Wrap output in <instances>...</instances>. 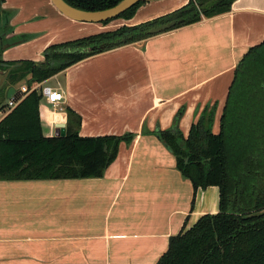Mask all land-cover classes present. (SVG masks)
I'll list each match as a JSON object with an SVG mask.
<instances>
[{"label":"crops","instance_id":"1","mask_svg":"<svg viewBox=\"0 0 264 264\" xmlns=\"http://www.w3.org/2000/svg\"><path fill=\"white\" fill-rule=\"evenodd\" d=\"M3 8L15 13L9 39L32 36L4 48L7 62H43L48 47L100 33L51 0H5ZM263 41L264 0H236L226 14L95 55L45 81L56 80L66 97L57 108L42 102L45 136L67 129L71 108L82 137H134L102 178L0 181V264H157L171 237L219 213V188L195 193L157 132L179 129L187 138L214 108L218 134L235 70Z\"/></svg>","mask_w":264,"mask_h":264},{"label":"trees","instance_id":"2","mask_svg":"<svg viewBox=\"0 0 264 264\" xmlns=\"http://www.w3.org/2000/svg\"><path fill=\"white\" fill-rule=\"evenodd\" d=\"M64 1L96 12L123 0ZM235 1L190 0L171 14L139 25L52 45L45 50L43 62H7L5 46L28 41V37L17 42L8 38L14 33L15 13L5 10V0H0V69L7 78L0 99H6L18 83L30 88L85 59L122 47L98 49L102 45L122 39L129 40L126 45L143 41L150 38L146 34L150 28L173 20L183 21L180 28L223 15ZM144 4H136L116 19H132ZM42 102V96L32 92L0 122V181L102 178L116 160L121 143L133 140L132 134L80 136L81 117L71 108L66 109V136L47 137L40 115ZM214 119L215 109L206 108L187 138L179 129L157 132L195 193L212 186L220 190L219 213L204 215L171 237L157 264H264V41L250 48L235 70L218 134L213 132Z\"/></svg>","mask_w":264,"mask_h":264},{"label":"water","instance_id":"3","mask_svg":"<svg viewBox=\"0 0 264 264\" xmlns=\"http://www.w3.org/2000/svg\"><path fill=\"white\" fill-rule=\"evenodd\" d=\"M54 6L67 18L80 22V23H103L107 22L109 20H114L121 16L123 13L134 7L136 4L140 2L150 3V2H157L161 0H123L116 6L103 10V11H96V12H88L76 9L69 4H67L64 0H51ZM182 20H173L168 23L160 24L155 27L150 28L146 34L149 37L157 36L166 32H169L171 30H174L178 26L182 24ZM128 39H122L114 44L110 45H102L98 49L104 50L107 47L111 46H125L128 43ZM7 47V46H6ZM94 50V49H92ZM15 93V89L11 88L8 92L7 98L10 99L12 95ZM176 125V121L174 122ZM60 129V136L64 137L66 136V128L64 124H60L58 126Z\"/></svg>","mask_w":264,"mask_h":264},{"label":"rangeland","instance_id":"4","mask_svg":"<svg viewBox=\"0 0 264 264\" xmlns=\"http://www.w3.org/2000/svg\"><path fill=\"white\" fill-rule=\"evenodd\" d=\"M189 1L187 2V4L189 3ZM157 2H154V3L150 2V3L144 4L143 6H141L135 12L134 17L132 19H130V20L121 18V19H116V20L108 23L107 25H104L102 23H101V25H99L100 23H95V24H98V25H94V26H96V27L98 26L97 28L100 29V33L107 32V31H113V30H116V29H118V28H120V27H122L124 25H126V26H135L132 23H136L135 21H139L140 19H142L144 17L143 15H145V14L148 15V14H152V13H155V12H160V11H163V10L166 11V9L170 10L173 7L176 8V6L179 4L180 0H164V1H157ZM184 6H182V7H184ZM178 9H180V8H178ZM178 9H174V10L166 13L165 15L171 14V13L175 12ZM160 17H162V16H160ZM130 21H132V22H130ZM139 24H142V23H139ZM139 24H137V25H139ZM97 34H99V33H97ZM25 37H28V39H32L31 35H28V36H25ZM18 40L19 39H14L13 41L17 42ZM6 79L7 78H6V74H5L4 70L0 69V89L2 87H4L5 84L7 83ZM48 85L50 87H57L56 80H52L51 82L48 83ZM7 103H8V98L5 99L4 97H1V99H0V107L1 106H5Z\"/></svg>","mask_w":264,"mask_h":264},{"label":"built area","instance_id":"5","mask_svg":"<svg viewBox=\"0 0 264 264\" xmlns=\"http://www.w3.org/2000/svg\"><path fill=\"white\" fill-rule=\"evenodd\" d=\"M32 92H37L42 96V101L54 107L60 106L65 102V93L61 88L50 87L44 83H36L32 87H28L26 83L22 85L10 99L8 103L0 110V122H2L24 99Z\"/></svg>","mask_w":264,"mask_h":264}]
</instances>
